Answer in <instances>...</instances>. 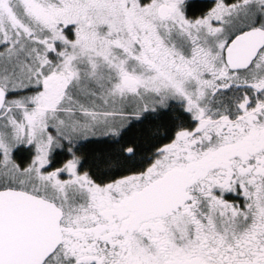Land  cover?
Here are the masks:
<instances>
[{"label": "snow or ice", "instance_id": "6c2138e0", "mask_svg": "<svg viewBox=\"0 0 264 264\" xmlns=\"http://www.w3.org/2000/svg\"><path fill=\"white\" fill-rule=\"evenodd\" d=\"M0 264H264V0H0Z\"/></svg>", "mask_w": 264, "mask_h": 264}]
</instances>
